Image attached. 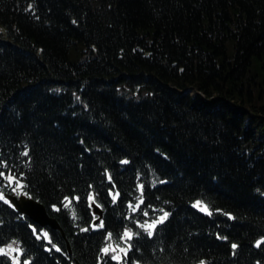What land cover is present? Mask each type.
Here are the masks:
<instances>
[{
	"label": "trees",
	"instance_id": "trees-1",
	"mask_svg": "<svg viewBox=\"0 0 264 264\" xmlns=\"http://www.w3.org/2000/svg\"><path fill=\"white\" fill-rule=\"evenodd\" d=\"M0 172L73 251L0 201V264H264V0H0Z\"/></svg>",
	"mask_w": 264,
	"mask_h": 264
},
{
	"label": "snow or ice",
	"instance_id": "snow-or-ice-1",
	"mask_svg": "<svg viewBox=\"0 0 264 264\" xmlns=\"http://www.w3.org/2000/svg\"><path fill=\"white\" fill-rule=\"evenodd\" d=\"M126 162L127 161H125V163ZM5 175H6L5 173L0 172V176H5ZM6 178L9 179V180H15V179H17L16 177L11 176V175H7ZM111 178L112 177L109 174L108 179L111 180ZM143 190H144V186L141 184L140 185V191H141V193H143ZM109 191H111V189H109ZM0 198H3V194L2 193H0ZM118 198H119V192L117 191L116 193H114V201L116 199H118ZM65 199L66 200H69V202H71V200H70L69 197H65ZM76 199L79 200V196H77ZM87 200L89 202V205L88 206L90 207L91 206V202L95 200L94 193L93 194H89L87 196ZM8 202L11 203V201H8ZM128 203H129V206L131 207L132 206V202L129 201ZM143 203H144V201H143V199H141L139 201V203L135 206V208L133 209V211L140 210V205L143 204ZM195 203H196V206L197 207H200V205H201V202L200 201H196ZM13 206H15V205H13ZM203 210L204 211H207V212H209V214H211L210 213V210L207 207V205H204L203 206ZM145 214H147V211L146 210H145ZM93 215H95V213H93ZM168 215H169V213L167 211H165L157 219H154V220H152L149 223H142L140 220H137L136 223L140 225V227L144 230V232H145L146 235L153 236L156 233L157 225L158 224H162ZM228 215L231 216L232 214L231 213H228ZM92 227L93 228L103 227V221H100V223L98 225L97 224H93ZM45 235H47V233H45ZM107 235L109 237H111L113 234L111 232H108ZM139 235H140V233H134V232H132L129 229H124L121 238L122 239H125V241L127 243V247L120 248V252L123 253V256L120 255V253H117L116 252V247L117 246H113L112 248H109L108 246H105L102 251L106 255H108V254L111 253V255H109V259L123 262L124 256H127L129 250L133 248L132 243H130L129 241H132L134 238L138 237ZM224 239H227V237H224ZM262 240H264V238H262ZM256 243H257V246H259L260 243H261V241L258 240ZM232 247L233 248H236V247H238V245H236L235 243H233L232 244ZM0 251H2V250H0ZM14 259H15V257H14ZM17 264H19V261H17ZM25 264H31V262L30 261H26ZM136 264H140V262L139 261H136ZM199 264H207V262L204 261V260H201L199 262Z\"/></svg>",
	"mask_w": 264,
	"mask_h": 264
},
{
	"label": "water",
	"instance_id": "water-1",
	"mask_svg": "<svg viewBox=\"0 0 264 264\" xmlns=\"http://www.w3.org/2000/svg\"><path fill=\"white\" fill-rule=\"evenodd\" d=\"M10 198L16 205L17 209L26 213L34 221L43 225H51L54 228H60L56 220L48 216L43 204L38 203L33 199L25 198L24 196H21L20 199H16L14 196H10ZM95 211L101 213L97 208H95ZM77 264L80 263L77 262Z\"/></svg>",
	"mask_w": 264,
	"mask_h": 264
},
{
	"label": "rangeland",
	"instance_id": "rangeland-1",
	"mask_svg": "<svg viewBox=\"0 0 264 264\" xmlns=\"http://www.w3.org/2000/svg\"><path fill=\"white\" fill-rule=\"evenodd\" d=\"M17 261H18V259L15 258V259H14L15 264H17Z\"/></svg>",
	"mask_w": 264,
	"mask_h": 264
}]
</instances>
